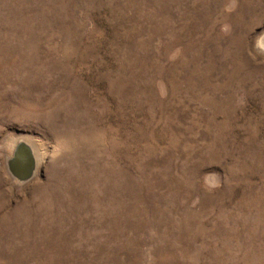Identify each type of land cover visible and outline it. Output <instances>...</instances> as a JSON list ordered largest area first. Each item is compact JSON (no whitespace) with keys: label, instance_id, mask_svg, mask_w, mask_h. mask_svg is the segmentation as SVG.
<instances>
[{"label":"rangeland","instance_id":"374dc122","mask_svg":"<svg viewBox=\"0 0 264 264\" xmlns=\"http://www.w3.org/2000/svg\"><path fill=\"white\" fill-rule=\"evenodd\" d=\"M0 264H264V0H0Z\"/></svg>","mask_w":264,"mask_h":264},{"label":"water","instance_id":"95a60500","mask_svg":"<svg viewBox=\"0 0 264 264\" xmlns=\"http://www.w3.org/2000/svg\"><path fill=\"white\" fill-rule=\"evenodd\" d=\"M7 167L16 182L26 184L35 177L38 162L32 148L24 141H17L7 161Z\"/></svg>","mask_w":264,"mask_h":264},{"label":"bare ground","instance_id":"6f19581e","mask_svg":"<svg viewBox=\"0 0 264 264\" xmlns=\"http://www.w3.org/2000/svg\"><path fill=\"white\" fill-rule=\"evenodd\" d=\"M18 141H24V142H26L32 148V150L34 151V154L36 156L37 162L39 164V162H40L39 157L40 156L38 157V153H37L38 151L36 149V145L29 138H21ZM39 152H40V150H39Z\"/></svg>","mask_w":264,"mask_h":264}]
</instances>
